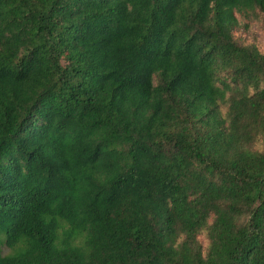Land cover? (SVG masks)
<instances>
[{"label": "trees", "instance_id": "1", "mask_svg": "<svg viewBox=\"0 0 264 264\" xmlns=\"http://www.w3.org/2000/svg\"><path fill=\"white\" fill-rule=\"evenodd\" d=\"M260 14L0 0V264H264Z\"/></svg>", "mask_w": 264, "mask_h": 264}, {"label": "rangeland", "instance_id": "2", "mask_svg": "<svg viewBox=\"0 0 264 264\" xmlns=\"http://www.w3.org/2000/svg\"><path fill=\"white\" fill-rule=\"evenodd\" d=\"M251 24L252 25L249 28H240L236 34H239L245 41L256 43L262 50H264V15L260 14ZM225 109L224 105L222 110L225 111ZM252 148L254 150L264 149V135L253 143ZM199 240L202 242L203 247H207L208 240L205 232L199 235ZM2 250L3 253H6L8 248L3 246Z\"/></svg>", "mask_w": 264, "mask_h": 264}]
</instances>
